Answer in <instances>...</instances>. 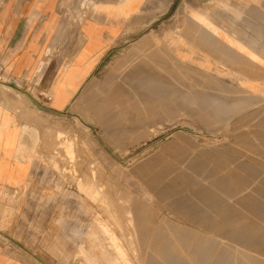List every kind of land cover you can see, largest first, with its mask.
Returning <instances> with one entry per match:
<instances>
[{"label": "rangeland", "instance_id": "374dc122", "mask_svg": "<svg viewBox=\"0 0 264 264\" xmlns=\"http://www.w3.org/2000/svg\"><path fill=\"white\" fill-rule=\"evenodd\" d=\"M162 33L165 46L136 44L109 62L49 129V178L64 181L86 217L74 259L262 264L263 252L248 244L264 237L245 233L264 228V171L257 203L254 189L239 186L240 165L255 163L252 142L239 140L240 117L255 99L240 61L177 58L173 31Z\"/></svg>", "mask_w": 264, "mask_h": 264}, {"label": "crops", "instance_id": "0c3cea01", "mask_svg": "<svg viewBox=\"0 0 264 264\" xmlns=\"http://www.w3.org/2000/svg\"><path fill=\"white\" fill-rule=\"evenodd\" d=\"M167 28L177 58L201 53L240 61L243 87L255 99L240 117L245 129L239 140L252 142L255 152L248 155L255 163L240 165L239 186L246 193L254 189L258 202L264 0H0V264H80L74 257L86 217L79 199L66 195L64 181L49 178L54 169L43 157L49 129L109 62L136 44L165 46ZM245 235L264 237V228H248ZM248 246L263 252L256 263L264 264V242Z\"/></svg>", "mask_w": 264, "mask_h": 264}]
</instances>
